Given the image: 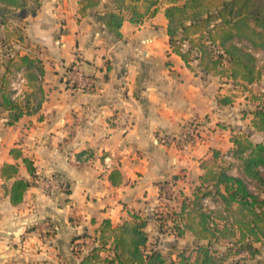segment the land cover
Instances as JSON below:
<instances>
[{
    "label": "crops",
    "instance_id": "obj_1",
    "mask_svg": "<svg viewBox=\"0 0 264 264\" xmlns=\"http://www.w3.org/2000/svg\"><path fill=\"white\" fill-rule=\"evenodd\" d=\"M79 1L40 0L37 7L33 0L17 13L28 41L21 54L40 60L44 72L33 84L27 80L19 98L27 112L18 121L9 124L0 108V264H82L104 220L117 226L135 212L148 218L150 241L160 237L165 253L169 235L152 216L163 192L190 177L199 185L205 164L214 152L221 161L244 122L229 124L233 102H220L231 100L223 94L234 80L173 51L165 3L139 24L125 20L118 39L97 18L116 8L114 0H101L86 15ZM77 64L94 79L92 90L73 81ZM189 120L198 121L200 135L190 148L161 139L180 134ZM12 149L30 159L34 173ZM5 164L18 165V173L4 177ZM50 173L65 175L70 189L46 196L36 180ZM17 178L29 187L13 204ZM176 239L167 247L199 243L190 232Z\"/></svg>",
    "mask_w": 264,
    "mask_h": 264
},
{
    "label": "trees",
    "instance_id": "obj_2",
    "mask_svg": "<svg viewBox=\"0 0 264 264\" xmlns=\"http://www.w3.org/2000/svg\"><path fill=\"white\" fill-rule=\"evenodd\" d=\"M32 1L0 0V108L9 112V124L27 112L9 88L10 78L23 70L33 84L38 74L44 72L40 60L15 49L25 45L24 32L19 27L23 19L19 21L15 15L27 9ZM34 1L39 7L40 0ZM79 2L80 14L86 15L101 0ZM114 3V10L101 12L97 18L116 38H123L121 27L125 20L139 24L154 16L165 3L171 47L186 62L199 60L207 73L234 81L253 83L257 79L256 57L249 48L264 50V0H114ZM220 102L229 103L227 98ZM251 113L252 126L263 139L253 141L248 135H234V147L227 154L238 164H229L227 168L205 166L207 170L200 176L196 193L183 199L176 216L160 215L161 234L182 238L190 232L199 243L181 249L173 246L166 255L159 247V238L150 241L148 218L135 212L117 226L109 219L104 220L82 264H227L233 256L243 253L252 258L260 255L264 247V99ZM11 152L22 157L18 149ZM219 156V152H214L212 161L217 163ZM22 159L28 171L34 173L30 159ZM18 171V165L5 164L2 175L12 178ZM28 187L26 179L17 178L9 191L11 202H22ZM209 198L216 199L222 209H205L204 201ZM222 245L226 246L224 251ZM255 264H264V257Z\"/></svg>",
    "mask_w": 264,
    "mask_h": 264
},
{
    "label": "rangeland",
    "instance_id": "obj_3",
    "mask_svg": "<svg viewBox=\"0 0 264 264\" xmlns=\"http://www.w3.org/2000/svg\"><path fill=\"white\" fill-rule=\"evenodd\" d=\"M16 17L20 18L18 14L15 15ZM24 20L19 23V27L23 30L24 32V27L25 25L23 24ZM23 36L25 38V45H28V41L26 40V36L23 33ZM24 46H16V50H21L25 51L26 48ZM252 48H249V51ZM253 53L256 57V64H257V70L259 72V75L257 79L253 82H247L245 80H238V82H228L229 85L225 90V94L228 98H231L229 102H233L231 104L232 107V112L234 115L230 117V122L229 124L233 121L235 123V120H244L242 126L238 129L236 134L234 135H248V133L251 134L250 139L253 141H261L263 139V135L258 133L257 130H255L252 127V111L255 110L256 105L259 103L260 99H264V50L260 51H250ZM15 53V52H13ZM11 79V78H10ZM9 88L11 89V86L9 85ZM25 90V88H23ZM26 93V92H25ZM222 95V94H221ZM25 99V98H24ZM22 99V100H24ZM237 108V110H236ZM234 109V110H233ZM238 113V116H235ZM235 118V119H232ZM200 136V135H199ZM227 151H223L225 153L221 157V161L214 163L211 162V160H208V163L205 164L208 167H222V168H227L229 164H238V161L235 160L234 158L230 157L227 153ZM225 161V162H224ZM236 173V170L233 171ZM198 185L195 184V181L192 180L190 177L187 180V185L186 186H180V187H174L171 186L169 189L165 190L162 195V205L158 206L153 210L152 216L159 220L160 215H164L165 217H175L177 211L180 209V205L185 197H192L194 193L197 191ZM205 209H216V211L222 209L219 202L216 199L209 198V203L205 205ZM159 222V221H158ZM172 224V223H171ZM168 230V229H167ZM154 238V237H153ZM156 238H154L155 240ZM160 239V237H159ZM182 239H179L181 241ZM167 241L171 245H173L174 241H178L176 238L173 236L169 235L168 240H165L162 244L164 247L165 254L168 255V253L171 251L170 246L167 247ZM225 245H222L221 249L224 251L225 250ZM181 249V247H180ZM264 257V247L262 249V253L255 258H252L248 253H243L241 255H236L233 256L230 260V264H239L241 261H247L249 264H255L257 259Z\"/></svg>",
    "mask_w": 264,
    "mask_h": 264
},
{
    "label": "built area",
    "instance_id": "obj_4",
    "mask_svg": "<svg viewBox=\"0 0 264 264\" xmlns=\"http://www.w3.org/2000/svg\"><path fill=\"white\" fill-rule=\"evenodd\" d=\"M252 51V49H250ZM73 81L84 90H92L95 86V81L92 77L86 75L81 70V64H77L74 69ZM27 84V79L24 71H16L11 77L10 86L15 92V97L24 99L26 97L24 86ZM165 142L180 143L184 148H190L199 137V123L197 120H189L183 124L182 130L178 135H160ZM36 183L40 184L44 194L48 197H57L60 193H65L70 189V182L68 178L61 173H50L47 175H40L37 177ZM205 204L209 203V199H205ZM48 232L52 229L48 225Z\"/></svg>",
    "mask_w": 264,
    "mask_h": 264
}]
</instances>
